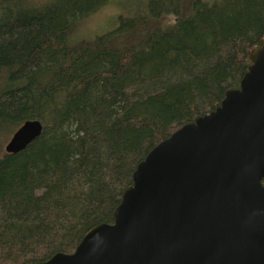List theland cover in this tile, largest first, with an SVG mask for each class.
<instances>
[{
    "label": "trees",
    "instance_id": "trees-1",
    "mask_svg": "<svg viewBox=\"0 0 264 264\" xmlns=\"http://www.w3.org/2000/svg\"><path fill=\"white\" fill-rule=\"evenodd\" d=\"M109 6L110 28L77 34ZM263 35L264 0H0V264L112 223L137 164L238 85ZM27 120L41 134L7 154Z\"/></svg>",
    "mask_w": 264,
    "mask_h": 264
},
{
    "label": "water",
    "instance_id": "water-1",
    "mask_svg": "<svg viewBox=\"0 0 264 264\" xmlns=\"http://www.w3.org/2000/svg\"><path fill=\"white\" fill-rule=\"evenodd\" d=\"M42 132L27 120L4 145ZM264 35L237 86L141 160L110 224L71 253L27 264H264Z\"/></svg>",
    "mask_w": 264,
    "mask_h": 264
},
{
    "label": "rangeland",
    "instance_id": "rangeland-1",
    "mask_svg": "<svg viewBox=\"0 0 264 264\" xmlns=\"http://www.w3.org/2000/svg\"><path fill=\"white\" fill-rule=\"evenodd\" d=\"M127 1L128 0H125V2ZM112 7L113 6H109L102 9L101 11L93 15L90 19H88L86 22L82 23L81 27L77 31V34L79 33L83 37H92V36L96 37L100 35V33L106 30L107 28H110L113 23V19L111 18V16L117 14L115 8ZM133 10L134 8H130L129 10L126 11L131 12ZM8 140L9 138L5 141V144L7 143Z\"/></svg>",
    "mask_w": 264,
    "mask_h": 264
}]
</instances>
